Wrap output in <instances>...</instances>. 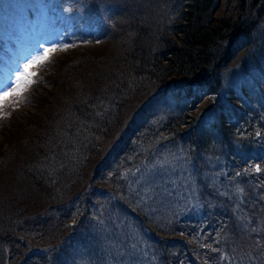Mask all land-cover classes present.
Listing matches in <instances>:
<instances>
[{"label": "trees", "instance_id": "trees-1", "mask_svg": "<svg viewBox=\"0 0 264 264\" xmlns=\"http://www.w3.org/2000/svg\"><path fill=\"white\" fill-rule=\"evenodd\" d=\"M103 1L102 57L66 41L20 82L1 263L264 264V0Z\"/></svg>", "mask_w": 264, "mask_h": 264}, {"label": "rangeland", "instance_id": "rangeland-1", "mask_svg": "<svg viewBox=\"0 0 264 264\" xmlns=\"http://www.w3.org/2000/svg\"><path fill=\"white\" fill-rule=\"evenodd\" d=\"M99 1L93 3V0H75L73 3L69 0L68 2L66 0H0V93L5 90L11 91L17 83V75L24 71L23 65L35 57L42 56L46 48H56L57 50L50 55L55 56L68 49L70 44H65L66 41H92L96 37L97 40L87 44L94 45L95 54L99 58L102 57L103 51H107L110 45L109 38L102 36L101 32L94 34L93 30L97 26L96 23L113 26L118 3ZM155 6L156 16L164 17L169 13L165 8H161L164 7L162 4ZM258 29V34H255L253 40L258 41L259 51L264 53V25H260ZM122 31L119 30L118 33L122 34ZM240 63L242 66V62ZM41 66L42 64L31 69L35 72V76L31 78L32 82L29 84L39 85L36 81L43 72ZM29 87L26 90L23 88L25 99ZM23 95L21 93L9 99L6 105L0 107L2 143L4 136L12 135L10 131L14 132L13 135L16 131L19 133V129L14 130L15 122H23L28 117V113H34L36 110L33 105L27 104L21 97ZM15 115L16 120L9 122L10 118L16 117ZM131 184L136 187L132 182ZM105 226L106 229L117 227L112 221H107ZM7 260L9 258L6 255ZM1 262L2 260L0 264Z\"/></svg>", "mask_w": 264, "mask_h": 264}, {"label": "snow or ice", "instance_id": "snow-or-ice-1", "mask_svg": "<svg viewBox=\"0 0 264 264\" xmlns=\"http://www.w3.org/2000/svg\"><path fill=\"white\" fill-rule=\"evenodd\" d=\"M56 50V48H46L44 49L42 56L35 57L34 59L29 60L23 65L24 71L17 75V83L12 88V90H5L4 92L0 93V107L6 105L9 99L21 95L23 91V86L20 82L23 81L24 84L31 83V78L35 76V72H32L31 69L43 64L46 60L49 59L51 53ZM256 171H260L259 166L256 167Z\"/></svg>", "mask_w": 264, "mask_h": 264}]
</instances>
